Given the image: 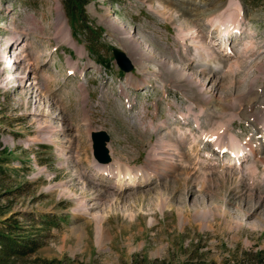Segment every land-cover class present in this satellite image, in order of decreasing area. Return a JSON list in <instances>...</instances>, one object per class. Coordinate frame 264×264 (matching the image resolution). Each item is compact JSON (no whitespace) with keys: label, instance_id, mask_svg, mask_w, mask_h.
Here are the masks:
<instances>
[{"label":"rangeland","instance_id":"1","mask_svg":"<svg viewBox=\"0 0 264 264\" xmlns=\"http://www.w3.org/2000/svg\"><path fill=\"white\" fill-rule=\"evenodd\" d=\"M205 1L175 0V12L162 0H90L75 20L65 0H0V159H10L0 233L27 251L5 244L0 264H264V0H235L243 15L230 51L204 13L227 0ZM194 36L212 55L196 51ZM131 39L154 58L143 68ZM113 48L134 63L131 74ZM188 65L217 100L190 101L201 100L197 85L175 71ZM219 100L233 102L222 112ZM191 116L199 127L183 123ZM99 129L111 135L108 164L140 169L137 182L125 176L118 189L117 177L94 169L89 131ZM201 130L252 139L257 173L251 156L229 162Z\"/></svg>","mask_w":264,"mask_h":264},{"label":"bare ground","instance_id":"2","mask_svg":"<svg viewBox=\"0 0 264 264\" xmlns=\"http://www.w3.org/2000/svg\"><path fill=\"white\" fill-rule=\"evenodd\" d=\"M162 1L164 3H166V6L163 4L164 7L168 8V9H173L175 12H178L177 9L179 8V6L175 2V0H170V1L169 0H162ZM193 1L200 3L202 5H204L205 2H207L205 0H193ZM233 10H235V12ZM242 10L243 9L241 8L239 1L227 0L226 2L216 3L213 8H210L209 10L204 11V13L206 14L207 18H209L212 25L217 26L220 32H223L224 30H226V32H225V34H226L232 28L235 29V28L240 27L239 26L240 20L238 21V17L243 13ZM186 14H187V12H185V11L182 12L183 16ZM202 14L200 13V14H196V15L201 16ZM169 16L173 17V14H170ZM60 17L62 20L63 17L61 14H60ZM180 31H182V30H180ZM60 34H62V37L65 38L67 41H69L71 38L70 33L65 30V27L63 28V31L60 32ZM129 36H131V35L129 34ZM191 39H192V41H197L195 49L199 50V53L201 55H203L204 57L212 55V52L209 51L210 49H209V47L206 46L205 42L198 40V38L196 36H194ZM131 40H132L131 42H133L132 44H134V46H135L134 49L136 51L131 53L130 58L132 59V61H139L141 63L140 65H142V68H143V67H145L144 63H143L144 59H147V60L152 59L153 60L154 58L148 52L141 49V47L138 45V43L135 40H133V39H131ZM183 40H184V37H183ZM16 51H17V49L14 50L13 51L14 54H12V58L14 61H17L21 58V51L20 52L18 51L17 53H15ZM163 65L167 66L168 63H164ZM228 67H230V65ZM189 68H190V65H188L186 67H181L179 70H177L175 68L176 69L175 71H177V73L179 75L178 78L182 77V78H184L186 83H188V84L189 83H195L197 85L196 88H198L201 100L197 101L198 99L194 100V97H191L190 101L201 106V107H203L204 104H202V103H206V102L210 103L214 99L217 100L218 98L215 95L216 90H211V91L206 90L205 87L199 83V81H198L199 79L197 80L196 77L194 76V74L189 73ZM173 70H174V68H173ZM201 72L204 73L205 71L202 70ZM178 80L179 79H176L175 81L180 82ZM175 81H173V82H175ZM34 82H35V85H39V87H41V81L39 79H35ZM34 82H32V84H34ZM37 90H39V88H37ZM84 91H85V89H84ZM36 96H38V95H36ZM200 101L202 102L201 104L199 103ZM219 102H222V104H220V106L222 107V112H226L228 107H230V105H232L233 101H231V100H229V101L219 100ZM233 115L238 116V112H233L232 116ZM181 118H184L183 114L181 115ZM195 121L199 127L198 121L197 120H195ZM257 125H258V127H257L258 133H264V112H262L261 116H259V119L257 120ZM44 131L46 132V134L50 133V130L48 128L44 129ZM200 133H201L200 135H202L204 138H209V140L213 143V146L215 149L220 150L222 152H225L228 150V152H230L232 155L234 154V156L238 159H240V157H242V156H245L246 151H249L251 153V162L252 163H250V166H248V169L250 171H252V173L255 172L257 161L261 160V158L258 157L259 154L256 153L255 143L252 140H248L245 144L241 143V142L237 141L235 139V137L232 134H230L228 131L224 132V134H218L217 132H214L212 134L207 135V132L205 130H201ZM179 136H181V132L180 133L177 132V134L175 135V137H179ZM162 140H164V138H161V141ZM167 141H168L167 145H169L170 149L173 150V152H177L178 153L177 156L182 157L184 159V162L187 163L185 161V157H184L183 153L181 152L182 150L179 151V149H180L179 141L180 140L172 138V135H171V138ZM163 153L165 156L169 155V159L170 158L173 159L176 156V154H174V153L171 154L172 152L171 153L163 152ZM256 156H257V158H255ZM263 163H264V161H263ZM97 166L98 167L95 168L97 170V172H102V173L110 172L112 175L117 177L118 186L116 188H118V189L124 185L123 179L125 178V176H128L131 184H134L135 182H137L136 181L137 176L140 172L139 171L140 169L139 170L136 169L134 171V170H132V168H130V167H128L122 163L116 162V161L113 163V165H111V164H97ZM110 166H114L113 169H110ZM79 207H80V210H83V211L88 210L85 207V204L83 202L79 203ZM203 212H205V211H203ZM102 218H104V217L99 216V215H98V217H96V221H97L98 225H99V223H101Z\"/></svg>","mask_w":264,"mask_h":264},{"label":"water","instance_id":"3","mask_svg":"<svg viewBox=\"0 0 264 264\" xmlns=\"http://www.w3.org/2000/svg\"><path fill=\"white\" fill-rule=\"evenodd\" d=\"M114 55L118 64L125 71L133 69V63L126 57V54L118 49H114ZM93 155L97 161L101 163H108L111 161L110 151L107 142L110 140L109 134L105 130L93 131L91 133Z\"/></svg>","mask_w":264,"mask_h":264},{"label":"trees","instance_id":"4","mask_svg":"<svg viewBox=\"0 0 264 264\" xmlns=\"http://www.w3.org/2000/svg\"><path fill=\"white\" fill-rule=\"evenodd\" d=\"M67 2V7H68V12L70 14V16H72L73 12L76 11L74 18L82 20L83 16H84V8L85 6L90 2V0H65ZM9 158H5V159H0V177L2 175H4L8 168L6 167L7 164H9ZM5 244L8 245V247L11 249V252H13L14 254H26V250L25 249H20V245L15 244L14 243V239L12 238L11 235L8 234H1L0 233V247L3 248L5 246ZM16 246V247H14ZM27 246V245H25Z\"/></svg>","mask_w":264,"mask_h":264}]
</instances>
